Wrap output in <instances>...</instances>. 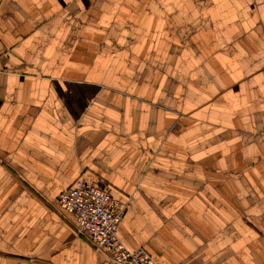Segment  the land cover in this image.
Segmentation results:
<instances>
[{
    "label": "crops",
    "instance_id": "0c3cea01",
    "mask_svg": "<svg viewBox=\"0 0 264 264\" xmlns=\"http://www.w3.org/2000/svg\"><path fill=\"white\" fill-rule=\"evenodd\" d=\"M82 176L160 264H264V0H0V264H115Z\"/></svg>",
    "mask_w": 264,
    "mask_h": 264
},
{
    "label": "built area",
    "instance_id": "2783aa9c",
    "mask_svg": "<svg viewBox=\"0 0 264 264\" xmlns=\"http://www.w3.org/2000/svg\"><path fill=\"white\" fill-rule=\"evenodd\" d=\"M112 189L105 181L78 177L59 193L57 207L70 213L76 234L106 252L113 263L160 264L145 248L129 249L119 238L128 203L114 197Z\"/></svg>",
    "mask_w": 264,
    "mask_h": 264
},
{
    "label": "snow or ice",
    "instance_id": "6c2138e0",
    "mask_svg": "<svg viewBox=\"0 0 264 264\" xmlns=\"http://www.w3.org/2000/svg\"><path fill=\"white\" fill-rule=\"evenodd\" d=\"M213 7H215V5H213Z\"/></svg>",
    "mask_w": 264,
    "mask_h": 264
}]
</instances>
